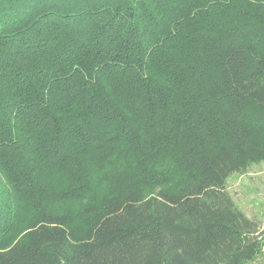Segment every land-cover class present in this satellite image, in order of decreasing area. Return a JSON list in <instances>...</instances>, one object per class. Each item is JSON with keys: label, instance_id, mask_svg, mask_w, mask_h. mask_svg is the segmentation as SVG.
Listing matches in <instances>:
<instances>
[{"label": "trees", "instance_id": "1", "mask_svg": "<svg viewBox=\"0 0 264 264\" xmlns=\"http://www.w3.org/2000/svg\"><path fill=\"white\" fill-rule=\"evenodd\" d=\"M262 161L264 0H0V264H250Z\"/></svg>", "mask_w": 264, "mask_h": 264}, {"label": "rangeland", "instance_id": "2", "mask_svg": "<svg viewBox=\"0 0 264 264\" xmlns=\"http://www.w3.org/2000/svg\"><path fill=\"white\" fill-rule=\"evenodd\" d=\"M226 191L237 210L257 222L264 233V161L249 165L242 174L230 175ZM250 264H264V246L262 255Z\"/></svg>", "mask_w": 264, "mask_h": 264}]
</instances>
